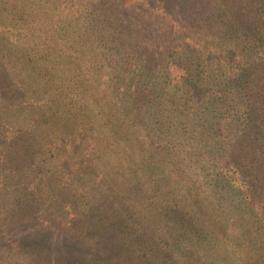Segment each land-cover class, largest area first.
Wrapping results in <instances>:
<instances>
[{
  "label": "trees",
  "instance_id": "16d2710c",
  "mask_svg": "<svg viewBox=\"0 0 264 264\" xmlns=\"http://www.w3.org/2000/svg\"><path fill=\"white\" fill-rule=\"evenodd\" d=\"M33 246L264 264V0H0V247Z\"/></svg>",
  "mask_w": 264,
  "mask_h": 264
},
{
  "label": "rangeland",
  "instance_id": "374dc122",
  "mask_svg": "<svg viewBox=\"0 0 264 264\" xmlns=\"http://www.w3.org/2000/svg\"><path fill=\"white\" fill-rule=\"evenodd\" d=\"M28 221V219L26 220ZM67 227H59L58 229H53L49 235H63L65 239H63L64 242L70 241L75 239L76 242H78V245L82 248L79 249L78 252L80 256H78V261L83 259V262L85 260L84 256H81V254H84L82 251H86L88 248L91 249L90 251H96L98 254L103 249L102 244H96L95 239H101L102 233H100L98 230L94 229H88V227H82L81 225L77 223L70 224L66 223ZM17 235H23V234H17ZM104 245V244H103ZM107 247L109 245L108 242L105 244ZM41 248L38 247H32L31 251H16L14 253H11L3 248L0 247V264H49L48 263V255H45L44 253L39 250ZM109 251H111V248L108 247ZM106 249L104 248V251ZM41 255H40V253ZM77 254V253H76ZM87 255V254H86ZM67 256L59 258L60 261L67 262L64 259ZM55 260V259H54ZM82 262V263H83ZM87 262V261H86ZM88 263V262H87ZM72 264H76L75 261L72 262Z\"/></svg>",
  "mask_w": 264,
  "mask_h": 264
}]
</instances>
